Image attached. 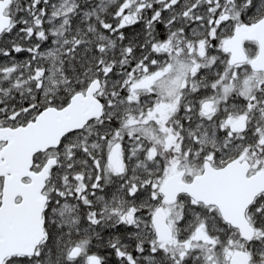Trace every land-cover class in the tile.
Listing matches in <instances>:
<instances>
[{
  "label": "snow or ice",
  "instance_id": "obj_1",
  "mask_svg": "<svg viewBox=\"0 0 264 264\" xmlns=\"http://www.w3.org/2000/svg\"><path fill=\"white\" fill-rule=\"evenodd\" d=\"M0 264H264V0H0Z\"/></svg>",
  "mask_w": 264,
  "mask_h": 264
}]
</instances>
